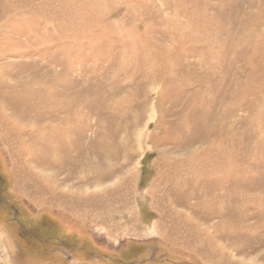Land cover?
<instances>
[{"label": "rangeland", "instance_id": "obj_1", "mask_svg": "<svg viewBox=\"0 0 264 264\" xmlns=\"http://www.w3.org/2000/svg\"><path fill=\"white\" fill-rule=\"evenodd\" d=\"M0 264H264V0H0Z\"/></svg>", "mask_w": 264, "mask_h": 264}]
</instances>
